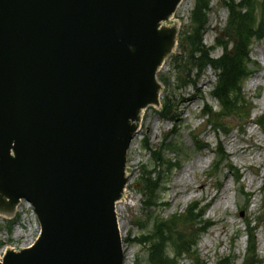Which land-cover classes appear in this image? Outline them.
<instances>
[{
  "label": "water",
  "instance_id": "1",
  "mask_svg": "<svg viewBox=\"0 0 264 264\" xmlns=\"http://www.w3.org/2000/svg\"><path fill=\"white\" fill-rule=\"evenodd\" d=\"M181 2L0 0V213L26 200L41 225L0 264H125L116 205Z\"/></svg>",
  "mask_w": 264,
  "mask_h": 264
},
{
  "label": "rangeland",
  "instance_id": "2",
  "mask_svg": "<svg viewBox=\"0 0 264 264\" xmlns=\"http://www.w3.org/2000/svg\"><path fill=\"white\" fill-rule=\"evenodd\" d=\"M224 1H211L203 32V43L212 48L213 58L225 52L223 46H217V39L230 42L229 49L234 43L227 30L229 9ZM195 3L196 0H185L166 22L168 26L180 24L178 46L157 75L162 84L161 101L175 96L179 117L175 121L162 117L159 113L162 103L145 109L128 150V183L117 203L125 264H149L150 245L142 243V238L153 233L156 219L165 221L174 215L183 216L188 208L198 204L204 206L201 221L182 222L178 230L188 234L199 232L203 220L209 226L198 238L197 254L181 257L179 264H198V261L218 264L226 258L233 264H244L249 231L255 238L258 260L264 264V160H250L255 154L264 155V126L257 123L260 120L264 123V77L261 84L251 87V80L264 74V57L257 52L258 49L264 51V38L255 40L249 51L252 75L243 83L242 90L249 103V117L242 121L239 117L221 115L224 119L218 121L221 105L212 92L220 71L213 66L200 71L191 64L182 41L183 33L192 31L191 14ZM188 73L193 81L185 83L190 81L185 79ZM210 109L215 117L212 113L206 114ZM251 129L253 134H250ZM231 143L235 145L234 150ZM219 147L227 157L223 163L217 158ZM149 148L161 153L166 164L175 165L172 170L166 165L156 169L152 175L157 182L153 198L142 188V177H147L156 164ZM227 164L234 170L230 171ZM183 171L188 173L178 184L176 179ZM218 204L221 206L217 208ZM199 210L200 207L195 210L196 214ZM14 216L13 220L0 216V256L8 250L18 251L30 246L39 235V222L25 203L18 205Z\"/></svg>",
  "mask_w": 264,
  "mask_h": 264
},
{
  "label": "trees",
  "instance_id": "3",
  "mask_svg": "<svg viewBox=\"0 0 264 264\" xmlns=\"http://www.w3.org/2000/svg\"><path fill=\"white\" fill-rule=\"evenodd\" d=\"M212 0H196L195 8L191 14L193 24L191 33H183V44L187 52V60L197 66L202 71L203 68L213 66L219 70L218 82L212 95L219 100L221 111L217 115L218 121L226 117H239L242 121L249 117V103L243 95V83L252 75L249 70V51L255 40L264 38V0H225L224 4L229 9L228 34L234 38L233 47L229 49L230 42H219L217 46L224 47V54L219 58L211 56L212 48H208L203 43V32L206 28L208 16L211 12ZM198 55V57L196 56ZM197 57V58H196ZM185 83L193 81L191 73L187 74ZM175 96H167L163 100L160 115L166 119L177 120L179 117V105L175 102ZM210 108V107H209ZM211 114L212 111L206 112ZM215 117L214 113H212ZM221 115H224L221 117ZM264 126L263 121H259ZM216 127V125H215ZM150 149V148H149ZM155 157V166L149 171V175L144 180L143 190L148 192L149 198H153V192L157 189V182L152 175L156 169L166 165L172 170L174 164H166L161 153H157L153 148L150 149ZM219 163L227 160L224 149L219 147L217 151ZM178 166V164H176ZM230 171L234 167L230 164L225 165ZM238 180V176H237ZM156 186V187H155ZM200 207L198 214L195 210ZM204 212V206L199 204L187 209L183 216L174 215L169 220L156 219L153 233L148 237L142 238V243H148L149 264H179V259L183 256L192 257L197 254L195 247L202 231L207 229L208 223L202 221L203 228L199 232L188 234L179 231L178 226L182 222L195 223L201 221ZM250 230V229H249ZM188 234V235H187ZM250 242L244 264H261L256 252V242L253 234L249 231ZM195 252V253H194ZM173 253V255H171ZM198 264H202L198 261ZM218 264H233L229 259H222Z\"/></svg>",
  "mask_w": 264,
  "mask_h": 264
},
{
  "label": "bare ground",
  "instance_id": "4",
  "mask_svg": "<svg viewBox=\"0 0 264 264\" xmlns=\"http://www.w3.org/2000/svg\"><path fill=\"white\" fill-rule=\"evenodd\" d=\"M185 0H183L180 4H179V6H178V8L183 4V2H184ZM179 27H180V24L177 22L176 23V25L174 26V28H176L177 30H178V32H179ZM177 49V43L175 44V46L173 47V49H172V51H171V54L172 53H174V51ZM257 52L260 54V56L261 57H264V51H261L260 49H258L257 50ZM170 54V55H171ZM168 58V57H167ZM166 58V59H167ZM166 59H165V61H166ZM165 61H164V63H165ZM164 63L162 64V66L161 67H163V65H164ZM161 67H160V69H161ZM160 69H159V71H160ZM116 76L117 77H122L123 78V75H122V73H119V74H116ZM263 77H264V74H262V75H260V76H256V77H254L252 80H251V87H255V86H257V85H259V84H261L262 82H263ZM105 93V92H104ZM106 94V93H105ZM100 100V99H99ZM103 100V104H101V105H103V106H105V104H106V101H105V99H102ZM154 106H156V104H154ZM143 112H144V110H143ZM142 112V114H141V119L144 117V113ZM27 119H29V116L27 115ZM111 122V123H110ZM117 123V119L114 121V119H110V121H108L107 120V126H108V131H106V132H110V130L112 129H114V128H116V124ZM105 126H106V122H105ZM102 127H103V125L102 126H98V128L95 130L96 131V134L98 135V137L100 138V145H102V143H101V141H108V140H106L105 138H106V136H107V134L105 135L104 133H102V131H101V129H102ZM139 127H140V124H139ZM138 127V128H139ZM103 130V129H102ZM101 131V132H100ZM254 133V131L251 129V131H250V134H253ZM231 148L234 150L235 149V145L233 144V143H231ZM255 156V157H254ZM253 157H250V160H253V161H255V162H262L263 160H264V155H260V154H255ZM202 160V159H201ZM210 160V159H209ZM188 172L187 171H183L182 173H180L179 174V176L177 177V179H176V183H178V184H180L184 179H185V175L187 174ZM108 183H106V185H107ZM102 191V189H99V192H101ZM124 193H125V190H124V192L122 193V197H123V195H124ZM223 199H224V193H223V197H222ZM222 198H221V200H222ZM226 200H228V199H226ZM118 203V202H117ZM219 206H221V204H218L217 205V208L219 207ZM18 211V206L17 207H15V208H11V212H12V214H14V212L16 213ZM10 214V213H9ZM116 214H117V216H119V209H118V204L116 205ZM0 216L1 217H9V215H8V213H0ZM118 223H119V228H120V232H121V235H122V238H123V230H122V227H121V223L119 222V217H118ZM95 255H98V253L97 252H95ZM0 259H1V256H0Z\"/></svg>",
  "mask_w": 264,
  "mask_h": 264
}]
</instances>
